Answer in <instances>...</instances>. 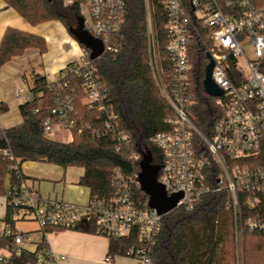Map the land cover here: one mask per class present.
Returning a JSON list of instances; mask_svg holds the SVG:
<instances>
[{"label":"built area","instance_id":"built-area-1","mask_svg":"<svg viewBox=\"0 0 264 264\" xmlns=\"http://www.w3.org/2000/svg\"><path fill=\"white\" fill-rule=\"evenodd\" d=\"M63 2L66 6L77 3L83 29L101 41L102 55L117 53L125 0ZM142 2L151 75L169 108L165 119L168 129L150 139L163 160L157 182L163 185L167 197L181 195L175 209L190 210L202 195L224 191L236 240L242 239L244 231L264 234V0H162L166 35L163 60L168 73L159 61L153 2ZM83 11L85 16L81 15ZM197 40L205 45L206 57L213 62L212 81L222 92L214 98L222 115L210 136L191 118V109L197 103L191 77L195 60L192 44ZM71 77L81 82L82 103L101 112L102 126L93 133L109 137L119 148L127 146L130 137L120 128L108 89L85 47L79 61L67 65L51 82L60 93L44 121V134L51 135L54 128L67 129L71 134L74 124L69 118L76 93L70 86ZM31 89H17L15 96L27 102ZM137 177L116 173L113 196L108 201L91 198L85 205L33 196L20 183L1 197L42 230L84 231L95 226L97 234L105 237L136 236L126 255L138 264H152L151 247L163 216L148 206ZM17 179L20 182L21 177ZM137 190L146 196L144 201L136 197ZM247 213L254 216H245ZM28 240V235L10 225L1 226L4 249L0 264H11V255L21 256ZM65 259L46 249L37 252L34 263L29 264H58Z\"/></svg>","mask_w":264,"mask_h":264},{"label":"trees","instance_id":"trees-1","mask_svg":"<svg viewBox=\"0 0 264 264\" xmlns=\"http://www.w3.org/2000/svg\"><path fill=\"white\" fill-rule=\"evenodd\" d=\"M3 2L30 26L59 22L75 40L70 30L76 27L80 17L77 3L66 6L63 0ZM152 2L159 61L168 73L163 60L165 13L162 0ZM122 19L117 53L103 54L93 63L101 82L108 89L120 128L130 137L129 144L119 148L109 137L93 133V130L102 126L101 112L97 107L90 109L82 103L81 82L72 77L69 78L70 86L76 90L69 118L74 124L71 127L72 139L68 143H61L47 138L43 124L50 117L55 97L60 91L53 88V83L45 77L35 75L30 100L19 106L20 124L0 129V196L19 183V165L25 161H44L64 169L80 168L82 175L77 184L89 189L90 199L102 201H108L113 196V178L116 173L138 176L144 151L150 153L152 165L161 166L162 156L150 139L168 129L165 119L169 108L151 75L142 0H125ZM79 46L84 47L81 44ZM26 50L44 54L45 39L8 28L0 41V69L13 58L22 56ZM192 50L195 60L191 77L197 103L191 109V118L201 132L210 136L222 112L215 105L216 99L206 95L202 88L208 63L204 43L197 40L192 44ZM2 109L3 104H0V111ZM135 155L137 158L133 159ZM7 177L8 185L5 184ZM140 191L137 190L136 197L144 201L146 196ZM16 210L17 207L7 204L8 222ZM245 216L253 217L254 214L247 213ZM53 231L64 230H43L45 233ZM84 232L99 235L95 226L88 227ZM107 238L108 252L113 256L126 257L129 248L136 243V236L128 239ZM3 249L4 245L0 242V252ZM45 250V245L40 243L35 252L24 250L19 257L11 255L9 261L11 264L34 263L35 254ZM150 258L152 264H264V234L244 231L242 239L238 237L236 240L233 216L227 208V193L209 192L202 195L192 209L180 207L162 217Z\"/></svg>","mask_w":264,"mask_h":264},{"label":"crops","instance_id":"crops-1","mask_svg":"<svg viewBox=\"0 0 264 264\" xmlns=\"http://www.w3.org/2000/svg\"><path fill=\"white\" fill-rule=\"evenodd\" d=\"M8 28L43 37L46 42V52L40 54L36 50H26L22 56L13 58L0 69V75L8 72L12 79L8 84L7 81L0 80V104L4 107L0 111L3 113L0 129L10 128L21 122L19 106L24 101L15 96L18 87L31 89L35 75L45 77L48 82L54 81L68 64L78 62L81 54L79 44L59 22L30 26L13 9L7 8L3 0H0V41ZM19 83L21 85L17 86ZM14 115L17 116L15 119ZM56 129L58 128L53 129L52 134L59 132L60 129ZM49 137L50 135L47 136ZM70 141L71 138L61 143ZM19 170L21 174L19 183L33 196L76 205H85L90 200L89 189L77 184L82 170L73 177L68 168L64 169L44 161L22 162ZM6 206V201L0 196V227L8 224L15 229V221H23L26 218L14 212L8 222ZM38 232V240L37 237L30 238L31 235L25 232L29 240L22 248L33 253L38 245L43 243L53 254L66 257L58 264H138L134 258L109 254V240L102 235L90 234L82 230L45 233L40 229ZM33 240L36 242H32Z\"/></svg>","mask_w":264,"mask_h":264},{"label":"water","instance_id":"water-1","mask_svg":"<svg viewBox=\"0 0 264 264\" xmlns=\"http://www.w3.org/2000/svg\"><path fill=\"white\" fill-rule=\"evenodd\" d=\"M78 44L90 50V59H98L103 53L101 41L93 38L83 29V21L79 17L77 27L70 30ZM207 58L209 56L207 55ZM213 62L209 58L202 81L203 91L209 97L215 98L221 95V90L215 85L211 78ZM138 183L140 190L148 197V206L155 209L161 216H165L176 208L181 195L167 197L163 185L157 182L159 167L152 165V158L148 151L141 154L139 162Z\"/></svg>","mask_w":264,"mask_h":264},{"label":"rangeland","instance_id":"rangeland-1","mask_svg":"<svg viewBox=\"0 0 264 264\" xmlns=\"http://www.w3.org/2000/svg\"><path fill=\"white\" fill-rule=\"evenodd\" d=\"M81 15L85 16L86 14L83 11V14L81 13ZM0 80L7 81V84H8V82L10 83V81H12L8 72L1 74ZM20 85L21 84L19 83L17 86H20ZM19 88H21V87H18L17 89H19ZM2 115H3V113H0L1 123H2ZM15 117H17V116L14 115V119H15ZM56 130H58V129H56ZM70 138H71V134H70L69 130H67V129H63L62 131L59 130V132L51 134L49 137V139H51L53 141L58 140L57 142H63L66 140H70ZM68 169H69L70 173H72L73 177H75L77 174H79L81 172V169L77 168V167H70ZM5 184L8 185V177L6 179ZM14 226H15V230L18 232H22V233L28 232L29 236L31 235L30 238L35 237L34 239H36L37 235H39V232H38L40 230L39 226L31 218H26L23 221L16 220ZM38 239H39V236L37 237V240ZM32 242L35 243L36 240H33Z\"/></svg>","mask_w":264,"mask_h":264},{"label":"flooded vegetation","instance_id":"flooded-vegetation-1","mask_svg":"<svg viewBox=\"0 0 264 264\" xmlns=\"http://www.w3.org/2000/svg\"><path fill=\"white\" fill-rule=\"evenodd\" d=\"M76 27H77V25H76ZM76 27H75V28H76Z\"/></svg>","mask_w":264,"mask_h":264}]
</instances>
